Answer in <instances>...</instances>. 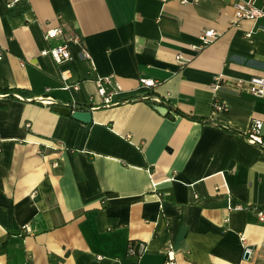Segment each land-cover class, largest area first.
<instances>
[{"label": "crops", "instance_id": "obj_1", "mask_svg": "<svg viewBox=\"0 0 264 264\" xmlns=\"http://www.w3.org/2000/svg\"><path fill=\"white\" fill-rule=\"evenodd\" d=\"M233 20L229 0H0V264H134L138 241V264H264V146L245 137L264 95L212 86L264 76V18ZM57 25L79 36L62 62L40 52Z\"/></svg>", "mask_w": 264, "mask_h": 264}, {"label": "built area", "instance_id": "obj_2", "mask_svg": "<svg viewBox=\"0 0 264 264\" xmlns=\"http://www.w3.org/2000/svg\"><path fill=\"white\" fill-rule=\"evenodd\" d=\"M181 2H196L197 0H180ZM234 8V23H237L241 19H250L256 20L258 18H264V0H229ZM68 29V30H66ZM218 31L212 27L205 28L198 34V42L193 44V49L201 48L204 45H207L212 40L218 36ZM62 36L61 41L56 43H50L45 46L40 52L42 54L50 55L56 62H62L71 57V51L68 46V41L72 40L74 42L79 41V36L76 33L71 32L68 27H63L62 25H57L48 28L44 32V38L50 40L55 37ZM83 56H89L88 52H83ZM175 58L178 61H181L182 56L176 54ZM66 74L62 75L63 81L66 79ZM139 82L145 86H154L156 80L152 77H139ZM222 82L227 83L234 90H243L247 91L255 96L264 95V76L252 74L248 78H236L229 79L224 78L220 74L216 77L213 82V88H218ZM70 85L76 87V84L65 83L63 88H67ZM96 85V94L101 98V104L109 105L117 102L113 98V94L117 91L118 86L113 85L111 75L99 76L95 80ZM262 120L260 118H252L249 124V128L245 133V137L261 146H264V140L261 134ZM242 205L237 203L234 205V208H241ZM256 214L259 220H264V208H256ZM243 240V236L240 237ZM145 250L144 242H131L126 246V255L127 257L133 258L135 260L134 264H138L137 261L143 251ZM249 251V247L245 246L243 252L246 253ZM161 264H175L173 255L170 250L166 252V258Z\"/></svg>", "mask_w": 264, "mask_h": 264}, {"label": "water", "instance_id": "obj_3", "mask_svg": "<svg viewBox=\"0 0 264 264\" xmlns=\"http://www.w3.org/2000/svg\"><path fill=\"white\" fill-rule=\"evenodd\" d=\"M52 108L53 110L59 113H63V114L70 113L73 118L81 120L83 122H89L91 120V111L89 108L72 109L70 111V108L65 104H56ZM263 140H264V137H263Z\"/></svg>", "mask_w": 264, "mask_h": 264}, {"label": "trees", "instance_id": "obj_4", "mask_svg": "<svg viewBox=\"0 0 264 264\" xmlns=\"http://www.w3.org/2000/svg\"><path fill=\"white\" fill-rule=\"evenodd\" d=\"M23 7H26V5H24ZM22 7V8H23ZM5 88H0V92H4ZM12 91H15L17 93H20V94H23V95H26L27 92L21 88H10L9 90H7V92H12ZM69 107L72 108V109H76V108H81L83 106H80L78 104H71V103H68ZM178 113H180L181 115H184L192 120H195V121H207V118H204V117H201V116H195V115H192V114H189V113H185V112H181L180 110H176ZM221 126H224L226 127L224 124L220 123V122H215ZM227 128V127H226ZM228 129H231V128H228ZM232 131V129H231Z\"/></svg>", "mask_w": 264, "mask_h": 264}]
</instances>
